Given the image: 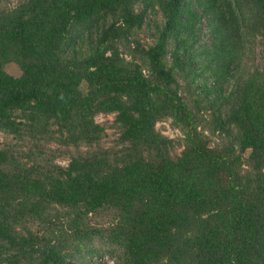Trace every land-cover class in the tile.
<instances>
[{
	"label": "trees",
	"instance_id": "trees-1",
	"mask_svg": "<svg viewBox=\"0 0 264 264\" xmlns=\"http://www.w3.org/2000/svg\"><path fill=\"white\" fill-rule=\"evenodd\" d=\"M1 133L0 264H264V0H0Z\"/></svg>",
	"mask_w": 264,
	"mask_h": 264
},
{
	"label": "rangeland",
	"instance_id": "rangeland-1",
	"mask_svg": "<svg viewBox=\"0 0 264 264\" xmlns=\"http://www.w3.org/2000/svg\"><path fill=\"white\" fill-rule=\"evenodd\" d=\"M159 17H160V15H159ZM146 28H148V27H145V30L142 31L141 34H142L143 38H145V41L151 42L152 41L151 33H153V31H148V29L146 30ZM210 40H211V36H210L208 30L206 28H203L200 32V36L198 39L197 46L201 48L204 45V43L209 42ZM253 56L256 59H259L260 58V49H258L256 47V52ZM249 61L251 62V59ZM197 65L198 64H195V66H197ZM6 69L14 75H19L21 73L20 66L14 62L7 64ZM181 81H183V80H181ZM197 87L200 88V84H197ZM182 94L186 98L188 97V94L186 93V91L182 90ZM97 118L99 121L105 120L106 118L112 119L113 113H107V114L106 113H100V114H98ZM157 127L162 132H164L165 134H167L169 136L176 137V136L181 135V131L179 130V128L175 127L172 124V121L170 118H165V119L159 121L157 124ZM3 137H4V134L1 133L0 138H3ZM59 161L64 163L66 161V159L59 158ZM92 261L95 264H114V259L109 255H106L104 257H93Z\"/></svg>",
	"mask_w": 264,
	"mask_h": 264
}]
</instances>
